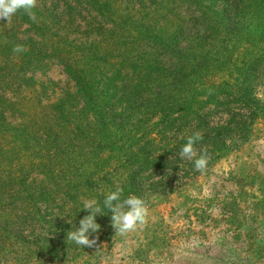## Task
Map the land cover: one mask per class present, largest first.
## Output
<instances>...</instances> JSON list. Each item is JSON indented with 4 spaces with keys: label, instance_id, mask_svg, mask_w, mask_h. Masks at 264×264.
<instances>
[{
    "label": "rangeland",
    "instance_id": "1",
    "mask_svg": "<svg viewBox=\"0 0 264 264\" xmlns=\"http://www.w3.org/2000/svg\"><path fill=\"white\" fill-rule=\"evenodd\" d=\"M31 12L0 20V264H264V0H37ZM62 25L87 94L53 55ZM195 132L197 157L181 159ZM117 188L148 209L123 235L103 208ZM92 198L97 242L77 246L67 232Z\"/></svg>",
    "mask_w": 264,
    "mask_h": 264
},
{
    "label": "clouds",
    "instance_id": "2",
    "mask_svg": "<svg viewBox=\"0 0 264 264\" xmlns=\"http://www.w3.org/2000/svg\"><path fill=\"white\" fill-rule=\"evenodd\" d=\"M36 3L37 0H0V20H6L7 23H10L12 18L21 11L27 13L31 19H35L31 10L36 6ZM24 51H26V48L23 45L13 47L14 53ZM202 139L203 137L199 132L188 136L186 143L182 145L179 151L181 159L193 160L197 157L195 145ZM207 163V156L201 154L199 158L194 160V167L200 171L206 167ZM122 196L123 189L117 188L115 191L109 192L103 200V208L110 210L112 213L111 225L115 229V233L121 235L135 230L138 225L144 224L148 212L144 200L139 196L129 195L126 198H122ZM81 210L86 211L88 214L79 221L78 228L67 232L66 239L77 246L93 247L97 242V238L90 239V236L97 233L101 227L96 222V217L104 213L100 202L95 198L84 200Z\"/></svg>",
    "mask_w": 264,
    "mask_h": 264
},
{
    "label": "trees",
    "instance_id": "3",
    "mask_svg": "<svg viewBox=\"0 0 264 264\" xmlns=\"http://www.w3.org/2000/svg\"><path fill=\"white\" fill-rule=\"evenodd\" d=\"M20 13L18 12L11 20L10 24L11 25H15V23H17V18L20 17ZM118 26V24L116 25V27ZM60 32L58 34L55 35L54 37V42H56L58 45H56L57 47L55 48V51L53 50V55L55 54V58H57L59 61L63 62L66 66V69L67 71L77 80V83H78V88H79V92H81V94H87V86L86 84H84L83 80L79 79V77L77 76V73L78 71H82V69H80V67H78L76 64H78V62H76V55L73 56V50H72V47H73V43H67L69 41H66V43H63V40L66 39L67 35H68V31H69V28H68V25L65 26V25H62L61 26V29H59ZM123 30V29H121ZM43 33H39V35H37V37H41V34L42 35V38H43V41L39 43V45H41L42 49L43 46H46L47 47V43L46 42H49L50 40H52L53 38H49L46 34L45 31H41ZM46 43V44H45ZM9 44L10 42H7L5 43L4 46H2L1 48L3 49H7L9 48ZM2 45V44H1ZM22 61H19V62H15V69H20V75L22 74V69L24 67V65L22 66L21 65ZM24 74V73H23ZM22 111H19L20 112V117H23L25 120H30V121H36L37 120V114H31L30 112V109L28 107L26 108H22L21 109ZM17 112V111H16Z\"/></svg>",
    "mask_w": 264,
    "mask_h": 264
}]
</instances>
